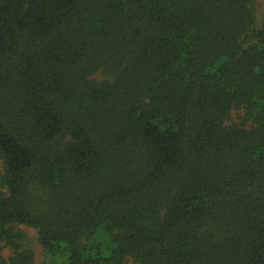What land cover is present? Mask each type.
<instances>
[{
	"label": "trees",
	"instance_id": "obj_1",
	"mask_svg": "<svg viewBox=\"0 0 264 264\" xmlns=\"http://www.w3.org/2000/svg\"><path fill=\"white\" fill-rule=\"evenodd\" d=\"M263 23L264 0H0V264H34L23 227L46 264H264Z\"/></svg>",
	"mask_w": 264,
	"mask_h": 264
},
{
	"label": "rangeland",
	"instance_id": "obj_2",
	"mask_svg": "<svg viewBox=\"0 0 264 264\" xmlns=\"http://www.w3.org/2000/svg\"><path fill=\"white\" fill-rule=\"evenodd\" d=\"M92 78L95 81H102L106 79V76L102 73H98ZM232 121H234L235 123L239 121L238 113H234L232 115ZM23 230L25 231L26 236L28 238V246L29 248H31L35 256L34 264H46L45 254H44V251L41 245L38 242L36 232L33 229L28 228V227H23ZM0 247L3 248L2 255L4 256L5 259H8L12 255V251L8 248H4L1 243H0Z\"/></svg>",
	"mask_w": 264,
	"mask_h": 264
},
{
	"label": "water",
	"instance_id": "obj_3",
	"mask_svg": "<svg viewBox=\"0 0 264 264\" xmlns=\"http://www.w3.org/2000/svg\"><path fill=\"white\" fill-rule=\"evenodd\" d=\"M263 26H264V23H263Z\"/></svg>",
	"mask_w": 264,
	"mask_h": 264
}]
</instances>
